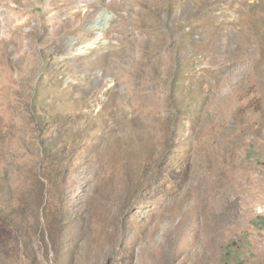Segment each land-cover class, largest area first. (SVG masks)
<instances>
[{"label": "rangeland", "instance_id": "obj_1", "mask_svg": "<svg viewBox=\"0 0 264 264\" xmlns=\"http://www.w3.org/2000/svg\"><path fill=\"white\" fill-rule=\"evenodd\" d=\"M264 0H0V264H264Z\"/></svg>", "mask_w": 264, "mask_h": 264}, {"label": "built area", "instance_id": "obj_2", "mask_svg": "<svg viewBox=\"0 0 264 264\" xmlns=\"http://www.w3.org/2000/svg\"><path fill=\"white\" fill-rule=\"evenodd\" d=\"M255 213L257 215H264V205H260L256 208Z\"/></svg>", "mask_w": 264, "mask_h": 264}]
</instances>
